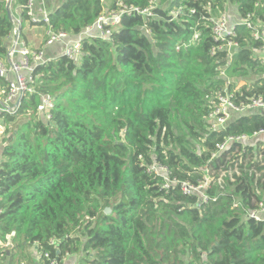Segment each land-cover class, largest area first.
Masks as SVG:
<instances>
[{
  "label": "trees",
  "instance_id": "1",
  "mask_svg": "<svg viewBox=\"0 0 264 264\" xmlns=\"http://www.w3.org/2000/svg\"><path fill=\"white\" fill-rule=\"evenodd\" d=\"M19 1L27 19L28 0ZM109 1V11L123 3L151 7L152 14L125 12L111 40L82 39L78 63L63 54L36 68L39 91L54 94L56 105L46 122L36 111L40 97H25L20 112L30 118L4 141L0 239L14 232L15 245L0 257L38 244L60 264L81 250L88 264H264V220L247 216L263 201L260 146L218 147L264 129V113L240 116L219 131L207 120L225 87L237 102L264 97V62L256 54L262 42L238 21L228 39L239 49L229 60L212 30V18L229 3L241 18L254 13L264 22V0ZM104 3L65 0L49 14V26L79 34L106 10ZM13 29L0 0V57ZM222 71L253 76L239 87ZM154 164L167 167L168 179L150 171ZM236 169L223 184L212 174ZM205 176L207 201L184 192L183 182L197 186ZM82 228L80 249L73 232Z\"/></svg>",
  "mask_w": 264,
  "mask_h": 264
},
{
  "label": "built area",
  "instance_id": "2",
  "mask_svg": "<svg viewBox=\"0 0 264 264\" xmlns=\"http://www.w3.org/2000/svg\"><path fill=\"white\" fill-rule=\"evenodd\" d=\"M13 0H6L7 4H11ZM37 0H28L25 7L28 9V15L33 23H42L46 26V45H51L56 42L64 43V54L73 62L78 63L83 55L82 39L84 37H100L104 40H111L112 32L121 21V17L125 12L137 11L145 16L151 15V7L140 9L138 7H128L119 3V8L104 11L93 24L84 28V30L76 35L68 32H56L50 26L49 14H45L43 18H38L34 13V6ZM176 10V11H175ZM171 12L177 16L181 8ZM14 29L11 36L12 47L8 48L5 56L0 57V77L3 78L4 84L0 85V137L4 133L6 127V116H19L22 101L25 97L38 95L40 97L37 106V114L46 122L52 118V111L56 105V97L50 92H41L38 89V76L35 70L38 66L46 64L54 58H49L46 50L41 47L31 46L25 39L20 36L19 26L21 20L10 16ZM255 14H250L247 18H241L239 22H243L251 29L252 36L262 42L261 47L257 51V56L264 62V22L254 20ZM213 36L216 41L223 42L218 47L219 50L226 51L227 59H232L235 51L239 49V42L228 37L235 34V23H231L228 15L221 13L217 17L212 18ZM198 35L195 36L197 38ZM224 76L225 71L221 72ZM228 86V85H227ZM252 113H264V97L253 96L247 101L237 102L234 95L228 87L217 92L214 95L210 105L207 120L211 130H223L230 123L235 121L240 116L249 115ZM27 115V114H26ZM234 141L243 142L251 146H260L259 158H264V129H261L251 135L244 134L239 136H230L224 143L219 144L220 151L225 150ZM2 148L0 149V162L2 160ZM150 171H155L168 179V169L164 165L154 164ZM210 179L205 176V180L199 185H193L190 182H183L182 188L186 193H197L203 197L204 201L208 200V195L205 192ZM167 186V185H166ZM240 203H235L238 206ZM247 216L257 221L264 220V200L259 202L256 208L251 209ZM15 233L7 236V240L0 239V250H5L11 245V238ZM59 240L52 238L50 244L57 247ZM39 250V248H38ZM39 258L49 261V264H60L58 258L51 255L49 251H40Z\"/></svg>",
  "mask_w": 264,
  "mask_h": 264
},
{
  "label": "crops",
  "instance_id": "3",
  "mask_svg": "<svg viewBox=\"0 0 264 264\" xmlns=\"http://www.w3.org/2000/svg\"><path fill=\"white\" fill-rule=\"evenodd\" d=\"M65 0H37L34 6V13L38 18H43L45 14L54 12ZM23 5L19 0H13L11 3V13L14 18L20 19L19 26L20 36L25 39L33 47H41L46 50L49 58H57L64 54V43L56 42L51 45H46V26L42 23H33L30 18L22 17ZM11 36L6 38L7 48L12 47ZM2 153V151H1ZM30 253L32 259L24 260L22 264H41L39 258L38 244L30 245L26 248ZM85 257L83 251L74 254H68L62 261V264H80L81 259Z\"/></svg>",
  "mask_w": 264,
  "mask_h": 264
},
{
  "label": "rangeland",
  "instance_id": "4",
  "mask_svg": "<svg viewBox=\"0 0 264 264\" xmlns=\"http://www.w3.org/2000/svg\"><path fill=\"white\" fill-rule=\"evenodd\" d=\"M104 4H105L106 11H108L110 8V1L105 0ZM226 14L228 15L231 23H237L241 19L239 13L237 12V6L233 3L228 4ZM252 76L253 75H249L247 77L237 76V77H230L229 78V77H227V75H224V77L228 78V80L237 82L239 87L245 83L250 82V79L252 78ZM30 114L31 113H28L27 115L26 114H20L19 116H17V118H15V120H7L6 119L5 130H4V133L2 134V136L0 137V149L3 148V144H4L5 140L12 141V139L14 137V135H13L14 130L17 129L20 125H22V123L24 121L28 120L30 118ZM259 157L260 156L258 155V158ZM236 172H238L237 169H236V171L230 170L229 172L219 170L217 172L215 171V173H212V174H215V176L218 175V177H216V179L218 180V183L223 184L226 177L227 178L229 177L232 180L234 178L233 174ZM257 174H258L257 177L262 178V181H263L262 186L260 187V192H261V195L263 197L262 200H264V172L258 171ZM208 178L210 179L211 177L208 176ZM86 220H87V218L84 219V221H86ZM84 232H85V230H83V228L81 230H76L75 232H73V236H79L80 237L81 241L78 243V245L80 246V249H82V244L85 240V235H84L85 233ZM14 245L15 244L13 243L12 238H11V245H10V247L6 248L5 250L11 249ZM30 259H32L31 253L27 249H25V250L14 249L12 258L5 259L3 257H0V264H10L12 262H13L12 264H22V262L24 260H30ZM80 264H88V263L85 260L81 259Z\"/></svg>",
  "mask_w": 264,
  "mask_h": 264
},
{
  "label": "water",
  "instance_id": "5",
  "mask_svg": "<svg viewBox=\"0 0 264 264\" xmlns=\"http://www.w3.org/2000/svg\"><path fill=\"white\" fill-rule=\"evenodd\" d=\"M11 4L9 3V4H7V11H8V14H9V16H12V13H11ZM111 212V208H109V207H107L106 209H105V213H110Z\"/></svg>",
  "mask_w": 264,
  "mask_h": 264
}]
</instances>
